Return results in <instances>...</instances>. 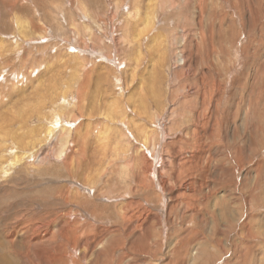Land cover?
<instances>
[{"label":"rangeland","instance_id":"374dc122","mask_svg":"<svg viewBox=\"0 0 264 264\" xmlns=\"http://www.w3.org/2000/svg\"><path fill=\"white\" fill-rule=\"evenodd\" d=\"M0 73V229L67 210L119 234L98 264H264V0H0Z\"/></svg>","mask_w":264,"mask_h":264},{"label":"bare ground","instance_id":"6f19581e","mask_svg":"<svg viewBox=\"0 0 264 264\" xmlns=\"http://www.w3.org/2000/svg\"><path fill=\"white\" fill-rule=\"evenodd\" d=\"M120 1H124V0H120ZM125 9H128V7L125 8ZM128 11L129 10H127V12H125V14L129 15L127 19H130V16L132 14H130V12H128ZM37 27H38L37 25H35L32 21H30V22H28L27 26L25 28H22V29L26 30L25 33L28 36V38H34V34L37 33V34L40 35L41 32H42V28L41 27L37 28ZM20 28H21V25H20V27L18 29H20ZM18 29H16V31ZM44 33H46L45 29H44L43 34ZM18 35L23 36L22 34H18ZM33 40L34 39H30L31 42ZM22 42H24V41H22ZM12 44H13V42H12ZM9 47L15 48L16 45H10ZM15 49H17V47ZM15 49L13 50V53H14ZM4 62H5L6 65L8 64L6 60ZM4 67H5V65H4ZM31 71H30V73H31ZM1 72H2V70H1ZM0 74H4V73H0ZM4 85L5 84H3V89L5 87ZM77 92H78V95H80L81 91L80 92L77 91ZM56 119H58V118L55 117V121H54V118H53L54 127H56V129L53 128L54 130L52 129V131H54L55 133H58L57 134L58 137H60V132H64L65 136L67 137L68 136V129L66 127H63L64 125L63 126L58 125L59 119L58 120H56ZM48 129H50V127ZM52 131H49V130L47 132L45 131V134L46 133L51 134V133H53ZM53 138H54V136H53ZM75 140H76V143H75ZM64 144H63L64 147H63V150H62V153H61V156L64 159L62 164L65 166V169H67L69 172L73 170L72 167H70V165H74L78 169V167H80L79 162H81V160L83 161L84 160V156H85L84 155V144L79 143L77 138H74L72 141H66V142H64ZM104 149H106V148L104 147ZM57 153H59V152H57ZM33 156H35V155H33ZM28 159H30V158H28ZM31 163H33V165L38 164V167L40 166L38 160L36 162H31ZM68 166L70 167V169H68L69 168ZM26 170H28V169H26ZM88 171H89V169H88ZM98 173H100V172H98ZM99 183H100V185H102L100 181H99ZM148 186H149V184H148ZM65 190H67V189H65ZM65 190H62V189L59 188L57 190L58 192H57L56 198L61 196V199L64 201V203L68 204L73 199L72 198V192L65 191ZM127 203L128 202H126L125 205ZM131 203L136 204L135 201H131ZM35 207H37V204L34 205V208ZM65 211L66 212H63V213H60V214L58 212H55V211L50 213V214H48V216H55V218L53 220L54 223L51 220H49V219H48V221H44V220H41L40 218H35L33 212H32V215L27 214L28 215L27 218L24 215L23 218L19 219V217L22 214H24V212L23 213H18L19 217L16 219L18 221L13 226H10V224H7L2 229H0V264H98V260L101 257L102 252L103 251H106V252L108 251L107 250L108 246H106V244L107 243H109L108 245L112 244V243H110L111 241H113V243H114V237L117 238L118 237L117 235H119V234H117V233L111 234V232H109L110 235H108L109 233H107V236L105 235L106 236L105 238L104 237L101 238V235H100L101 234V228L100 227L99 228L96 227L97 230H98V232H96V234H98L100 236H97V237L95 236V238H92L91 241H88V240H86L87 239V235H92V236L96 235L94 233L96 231V229L94 227H92L91 223L90 224H88V222L84 223L83 220H82L83 223H79L78 219H80V218L78 216L70 214V212L67 211V210H65ZM41 214H42V212H41ZM128 215L129 214L125 215V214L122 213V218H124V217H126ZM1 218H0V221H1ZM41 218H43V216ZM80 221H81V219H80ZM2 222H3V219H2ZM140 222H142V221H140ZM154 223L155 222L153 221V219H151V223L148 222V224L145 226L144 234L142 233L143 234V239H144V244L150 239L149 237L152 235V234L150 235V233L152 231ZM129 226H131V225L129 224ZM133 228L134 227H132L131 229H133ZM135 233H133V234L136 235ZM131 235L132 234L130 233V236ZM135 237H133V239ZM130 238H132V237H130ZM102 239H103V242H101V241L97 242L98 240H102ZM190 239H189V241L192 243L193 241H191ZM81 240L84 241V242H82ZM186 240L188 241V239H186ZM80 241L82 243H80ZM132 244H133V242L131 241V245ZM184 245H186V242H185ZM143 247H145V245ZM137 248H138V246H137ZM182 248H183V245H182ZM133 249L131 248L129 250V251H131V254L133 252ZM145 249H147L146 251L148 252V250L150 248L146 247ZM138 250H140V249H138ZM112 252H113V250H112ZM114 252H115V250H114ZM114 252H113V254H114ZM109 253L110 252H108V254ZM104 254H105V252H104ZM113 254L110 257L111 260L114 257ZM140 254H142V253H140ZM134 255L136 256V254H134ZM134 255H133V257H134ZM122 256L123 255H121V258L124 257V256L123 257ZM138 256H139V254H138ZM114 259H116V257ZM139 259H140V257H139ZM122 260L124 261V259H122ZM122 260L120 259V261H122ZM142 260H144V259L142 258ZM142 260L140 259V262H142ZM100 261H102V260L100 259ZM115 261H117V260H115ZM123 261H122V263H124ZM106 263H108V261ZM141 264H143V262Z\"/></svg>","mask_w":264,"mask_h":264}]
</instances>
